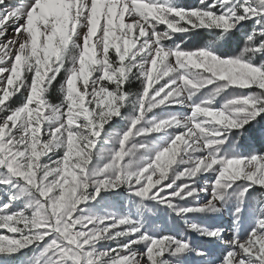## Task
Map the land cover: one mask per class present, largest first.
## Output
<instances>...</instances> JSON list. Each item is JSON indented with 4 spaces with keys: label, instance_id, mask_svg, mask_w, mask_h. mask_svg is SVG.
Segmentation results:
<instances>
[{
    "label": "snow or ice",
    "instance_id": "snow-or-ice-1",
    "mask_svg": "<svg viewBox=\"0 0 264 264\" xmlns=\"http://www.w3.org/2000/svg\"><path fill=\"white\" fill-rule=\"evenodd\" d=\"M0 264H264V0H0Z\"/></svg>",
    "mask_w": 264,
    "mask_h": 264
},
{
    "label": "rangeland",
    "instance_id": "rangeland-1",
    "mask_svg": "<svg viewBox=\"0 0 264 264\" xmlns=\"http://www.w3.org/2000/svg\"><path fill=\"white\" fill-rule=\"evenodd\" d=\"M187 3H196L198 2V0H186ZM191 43V42H190ZM50 100L53 102V103H57L58 102V95L53 92L51 95H50ZM204 223H206L207 225H222L224 227H228V218L225 217L223 219H218V218H209L207 221H205ZM192 237H193V240H197L198 238L195 237L194 234H192Z\"/></svg>",
    "mask_w": 264,
    "mask_h": 264
}]
</instances>
